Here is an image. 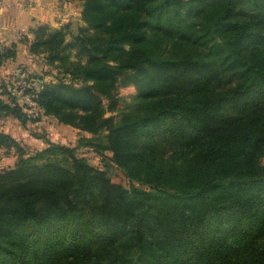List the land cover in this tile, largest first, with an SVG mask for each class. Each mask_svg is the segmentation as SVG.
Here are the masks:
<instances>
[{
  "label": "trees",
  "instance_id": "16d2710c",
  "mask_svg": "<svg viewBox=\"0 0 264 264\" xmlns=\"http://www.w3.org/2000/svg\"><path fill=\"white\" fill-rule=\"evenodd\" d=\"M70 1L86 27L40 25L28 46L81 85L31 84L33 118L1 84L0 118L84 136L31 132L30 151L0 133L17 157L0 171V264H264V0Z\"/></svg>",
  "mask_w": 264,
  "mask_h": 264
},
{
  "label": "rangeland",
  "instance_id": "374dc122",
  "mask_svg": "<svg viewBox=\"0 0 264 264\" xmlns=\"http://www.w3.org/2000/svg\"><path fill=\"white\" fill-rule=\"evenodd\" d=\"M52 1L53 2H47V7L50 12L55 13L52 22L56 23L57 27H52L53 29L68 28L70 30L69 32L76 34L81 27H86V24L82 21V2L70 0ZM32 22L33 24L30 25L32 27H27L25 29L21 27L20 29H16V31L14 30L11 38L7 40H3L0 37V50L11 48L13 44H17V56L19 54L23 56V63H21L19 66V71L21 70L23 75H21V73H17V75L9 78L7 81L8 83L6 84L9 86V90L12 92V94H14L17 103L20 104V106H22L27 113L34 112V109L36 111V105L33 102L32 95L24 92L25 89H30L32 87L31 84H33L36 89L40 88L38 83L41 80L46 83H56L58 80H64L68 83L73 82L74 84L81 85L80 81L72 80L69 77L64 78L60 71L49 67L47 65L46 59L43 56L36 57L31 55L29 52L28 43L33 39L32 31L37 26L48 25L41 24V22H37L36 19L34 21L32 20ZM24 50L27 52L24 53ZM4 83L5 82H2V80L0 81V85ZM118 93L128 103H130L133 97H135L137 94L133 87L120 88ZM108 116H110V114H107V117ZM53 120L54 121L46 123V126L50 129L51 133H46L45 130L41 131L36 127H33L32 125H35L36 123H30L29 127L32 130H35L34 132H36L38 135H41L45 139L50 140L51 142L54 141L58 144L72 145L74 141L76 142L79 138L84 136L82 132H77L75 129L73 130V128H68L64 125L61 126L57 123L58 121L56 119L53 118ZM2 127L13 132L12 126H7V124H4ZM48 136L51 138H48ZM41 141L43 142V140ZM33 142L34 141L29 138V144L26 147L30 151L34 150L35 145ZM37 142L38 141H36V143ZM6 156L7 155L4 152H0V171L7 169L10 167L9 165L12 164L11 159ZM85 157L92 166L105 170L108 176L111 177L116 183L126 185L127 181L125 176L115 167L103 164L99 155L89 152L85 154Z\"/></svg>",
  "mask_w": 264,
  "mask_h": 264
},
{
  "label": "crops",
  "instance_id": "0c3cea01",
  "mask_svg": "<svg viewBox=\"0 0 264 264\" xmlns=\"http://www.w3.org/2000/svg\"><path fill=\"white\" fill-rule=\"evenodd\" d=\"M47 2H53L52 0H0V37L3 40H7L11 38V35L13 34V31L16 29H20L21 27L23 29L27 27H32L30 25L33 24L32 20L35 19L37 22H41V24H48L51 27H57L56 23H53V18L55 16V13L50 12L47 7ZM55 3V2H54ZM27 51L24 50V53ZM23 61V56L18 55L17 59L15 61H9L4 66L0 68V81L8 83V79L11 78L14 75H17V73H21V70L19 71V66ZM0 99H5L1 95V89H0ZM51 121H54L51 117H43L42 121L39 123H36L35 125H32L33 127H36L38 130H45L46 133H51L50 129L46 126V123H49ZM56 121V120H55ZM58 123V122H57ZM0 133H5L13 138H15L19 143L24 144L27 146L29 143V138L34 141V150L40 147L41 140H36L32 135L35 130H32L30 127L29 129H25L16 119L13 117H2L0 122ZM4 124H7V126L13 127V132L11 130L4 129L2 127ZM59 124V123H58ZM61 125V124H60ZM62 126V125H61ZM68 128H71L67 126ZM74 130V129H73ZM78 132V130H76ZM37 134V133H36ZM48 138H51L48 136ZM36 141H38L36 143ZM54 142V141H52ZM75 142V141H74ZM56 143V142H54ZM29 148V147H28ZM31 149V148H30ZM32 150V149H31ZM0 152H4L7 156L11 159L12 164H10L8 168H12L15 166L17 157L13 152L10 154H7L5 150H0ZM7 168V169H8Z\"/></svg>",
  "mask_w": 264,
  "mask_h": 264
},
{
  "label": "built area",
  "instance_id": "2783aa9c",
  "mask_svg": "<svg viewBox=\"0 0 264 264\" xmlns=\"http://www.w3.org/2000/svg\"><path fill=\"white\" fill-rule=\"evenodd\" d=\"M36 105V104H35ZM30 116H32L33 118H39L40 117V114H41V111L40 109L36 106V111L34 109V112H30L28 113Z\"/></svg>",
  "mask_w": 264,
  "mask_h": 264
}]
</instances>
